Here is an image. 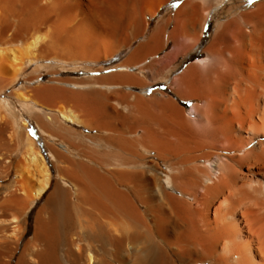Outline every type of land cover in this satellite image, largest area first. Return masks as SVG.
I'll use <instances>...</instances> for the list:
<instances>
[{
	"label": "bare ground",
	"instance_id": "obj_1",
	"mask_svg": "<svg viewBox=\"0 0 264 264\" xmlns=\"http://www.w3.org/2000/svg\"><path fill=\"white\" fill-rule=\"evenodd\" d=\"M174 1L0 0V94L27 72L26 81L40 79L41 62L114 56L144 37L150 20ZM216 9L206 55L171 82L191 107L157 92L137 95L134 88L147 92L181 55L195 57ZM137 65L149 79L127 70L130 115L141 122L151 159L147 172L118 177L134 194L103 181L94 186V178L77 173L83 163L57 144L55 173L31 138L16 185L0 198V264H12L17 255L16 264H264V0H184L124 63ZM51 73L52 85L12 92L44 134L60 121L84 119L78 112L82 85L62 80L60 70ZM15 103L0 101L4 179L28 125ZM44 197L24 243L27 212Z\"/></svg>",
	"mask_w": 264,
	"mask_h": 264
},
{
	"label": "crops",
	"instance_id": "obj_2",
	"mask_svg": "<svg viewBox=\"0 0 264 264\" xmlns=\"http://www.w3.org/2000/svg\"><path fill=\"white\" fill-rule=\"evenodd\" d=\"M79 81L82 84L78 89V93H82L79 94L82 104L78 112L83 121H60L57 125L48 126L47 131L50 132L45 134V154L52 160L51 169L57 173L53 158L57 144L56 148L64 149L60 150L69 158L83 163L84 168L77 173L94 178V186L96 182L100 184L103 181L106 187H116L132 196L134 190L118 177L124 178L129 172H147L151 157L142 144L141 122L133 123L131 120L130 103L134 96L127 71L105 72ZM136 94L145 97L141 92ZM134 130L137 131L134 133Z\"/></svg>",
	"mask_w": 264,
	"mask_h": 264
},
{
	"label": "rangeland",
	"instance_id": "obj_3",
	"mask_svg": "<svg viewBox=\"0 0 264 264\" xmlns=\"http://www.w3.org/2000/svg\"><path fill=\"white\" fill-rule=\"evenodd\" d=\"M184 0H175L171 5L166 6L163 8V10L160 12V14L150 20V27L147 32V34L144 37H141L137 39L133 44H131L128 47L120 49L114 56L108 57L106 60H99L98 62L95 63H90V62H75V63H65V62H56L52 61L49 64H45V62H41V73L42 77L40 79H37L32 82L26 81V78L29 76L28 72L23 74L22 79L20 82L12 88L7 89L4 93L0 94V101L2 99L6 100H11L13 101L16 106H17V115L25 120H27L28 125L27 128L24 129L25 135H21V139H16L17 142H19L20 146L19 149L16 152H13V162L11 166V173L10 176L6 179L0 178V198H5L6 195L8 194L9 189L16 185V167L18 162L23 158L24 153L26 152L27 144L30 142V140H34L36 146L38 149H40L44 154H45V145H46V136L40 129V126L38 124L37 119L28 113H26L21 105L14 99L12 96V92L20 88L21 86H28L30 88L38 87V86H45V85H52V71L54 70H60L62 72L61 74V79L62 80H67V81H74L76 83H80V79L82 78H87L88 76H94L98 75L101 73L105 72H110V71H116V70H125L127 71L128 69L133 72L141 75V78L143 79H149L148 74L146 72H142V67L139 65L133 66V67H124L125 60L130 56V54L134 51V49L142 42L146 41L149 39L151 33L153 30L156 28L159 22H161L164 18H166L180 3H182ZM251 3H257L262 0H250ZM176 5V6H174ZM218 9L214 10V15L210 17L209 19V33L204 41H202V44L200 47H197L193 50L192 53H195L194 58H189V55H181L180 59L175 63L174 69L170 71V73L167 75L160 76L158 79H155L147 92H145V89L143 86L134 88L136 91L141 92L143 95L148 96L150 93H155L157 92L159 97H171L173 96L174 98L178 99L179 103L182 105H185L187 109L191 107L193 104L192 101L185 102L184 100L180 99L175 92L172 89V80L175 78L178 74H181L184 72V70L195 61L197 57H203L206 54L204 53V48L207 46L209 43L212 34L214 33L216 29V24L218 20ZM205 37V36H204ZM172 49V45H170L167 50H164L161 52V56H164L168 51ZM48 65V66H47ZM128 72V71H127ZM166 76V77H165ZM168 77V78H167ZM167 78V79H166ZM57 85L61 88H64L66 90H72L73 87L67 86L65 84L57 83ZM82 85V84H81ZM20 111V112H19ZM10 119V118H9ZM56 125V124H54ZM12 127L8 131L10 133H14V129L12 130ZM28 135V136H27ZM25 136V138H24ZM32 138V139H31ZM50 140V139H49ZM60 143V142H56ZM23 145V146H22ZM21 147V149H20ZM19 151V152H18ZM46 156V154H45ZM47 157V156H46ZM49 158V157H48ZM151 159V158H150ZM51 164V159H48ZM55 180L57 182V176L55 175ZM47 197H44L43 199L33 203L31 206V209L27 212L26 219L28 218L29 224H28V235L24 239V243L32 236L33 233V227H34V221L36 217V213L38 208L46 201ZM18 260V255L15 257V259L12 261V264H16Z\"/></svg>",
	"mask_w": 264,
	"mask_h": 264
},
{
	"label": "trees",
	"instance_id": "obj_4",
	"mask_svg": "<svg viewBox=\"0 0 264 264\" xmlns=\"http://www.w3.org/2000/svg\"><path fill=\"white\" fill-rule=\"evenodd\" d=\"M208 33H209V25L207 26L206 34H205V37H204L203 41L206 39ZM27 235H28V234H27Z\"/></svg>",
	"mask_w": 264,
	"mask_h": 264
}]
</instances>
